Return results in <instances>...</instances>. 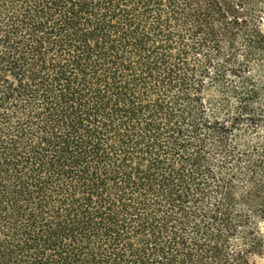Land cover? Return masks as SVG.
I'll return each instance as SVG.
<instances>
[{"label":"trees","instance_id":"1","mask_svg":"<svg viewBox=\"0 0 264 264\" xmlns=\"http://www.w3.org/2000/svg\"><path fill=\"white\" fill-rule=\"evenodd\" d=\"M264 0H0V264H255Z\"/></svg>","mask_w":264,"mask_h":264},{"label":"rangeland","instance_id":"2","mask_svg":"<svg viewBox=\"0 0 264 264\" xmlns=\"http://www.w3.org/2000/svg\"><path fill=\"white\" fill-rule=\"evenodd\" d=\"M260 10H261V15L260 16H261V19H262L261 27H262V30L264 31V4L262 5ZM258 81L264 88V65H263L262 70H260V72L258 73ZM259 229H260L262 235L264 236V222H261L259 224ZM253 262L255 264H264V252L260 256H255L253 258Z\"/></svg>","mask_w":264,"mask_h":264}]
</instances>
